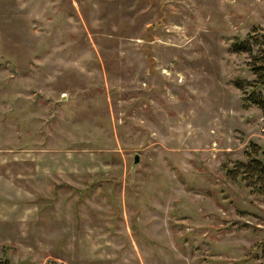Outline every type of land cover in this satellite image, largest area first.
<instances>
[{
	"label": "rangeland",
	"instance_id": "1",
	"mask_svg": "<svg viewBox=\"0 0 264 264\" xmlns=\"http://www.w3.org/2000/svg\"><path fill=\"white\" fill-rule=\"evenodd\" d=\"M254 26L264 0H0V258L264 264L226 171L264 147Z\"/></svg>",
	"mask_w": 264,
	"mask_h": 264
},
{
	"label": "trees",
	"instance_id": "2",
	"mask_svg": "<svg viewBox=\"0 0 264 264\" xmlns=\"http://www.w3.org/2000/svg\"><path fill=\"white\" fill-rule=\"evenodd\" d=\"M257 29L254 26V29H252L250 34H247L246 38L233 41L230 49L235 53L248 54L249 61L247 62V66L255 79L251 82L250 90L248 94H245L244 100L256 105L264 114V44L261 49L255 50L254 48V45L258 41V36H260L259 39H262L264 43V31L259 32ZM236 86L242 89L240 82H237ZM251 145L252 148L246 152V160L237 161L233 168H227L226 171L229 176L238 177L246 186L251 187L256 192L262 193L264 191V147H260L254 143ZM0 264L15 263L3 257L0 258Z\"/></svg>",
	"mask_w": 264,
	"mask_h": 264
},
{
	"label": "water",
	"instance_id": "3",
	"mask_svg": "<svg viewBox=\"0 0 264 264\" xmlns=\"http://www.w3.org/2000/svg\"><path fill=\"white\" fill-rule=\"evenodd\" d=\"M137 161H138V155H137V154H135V155H134L133 162H134V163H136Z\"/></svg>",
	"mask_w": 264,
	"mask_h": 264
}]
</instances>
